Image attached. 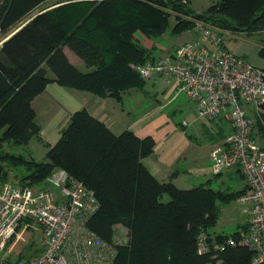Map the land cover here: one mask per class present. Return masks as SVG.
I'll use <instances>...</instances> for the list:
<instances>
[{
  "label": "trees",
  "instance_id": "obj_1",
  "mask_svg": "<svg viewBox=\"0 0 264 264\" xmlns=\"http://www.w3.org/2000/svg\"><path fill=\"white\" fill-rule=\"evenodd\" d=\"M55 1L0 0V185L9 178L5 159L27 166L20 185L42 186L54 170L66 169L97 195L99 208L88 222L92 230L115 243L116 226L128 229V240L115 243V264H252L248 247L227 242L230 237L237 241L246 225L231 234L211 232L220 201L238 197L245 188L225 193L204 185L179 188L172 177L159 180L142 162L154 152L151 136L140 137L131 129L116 134L81 109L70 116L59 139L47 144L44 161L1 152L5 141L27 144L35 136L42 138L33 101L52 82L116 99L131 88H142L146 79L135 66L154 59L155 47L142 44L137 30L149 38L162 36L172 14L141 0ZM180 1L164 4L178 15L189 14ZM200 17L253 35L264 31V0H220ZM192 26L183 22L173 32ZM66 47L92 70L73 63ZM260 55L264 58L263 43ZM253 128L264 147V102ZM165 194L168 201L162 200ZM202 232L210 240L226 242L225 248L200 253Z\"/></svg>",
  "mask_w": 264,
  "mask_h": 264
},
{
  "label": "built area",
  "instance_id": "obj_2",
  "mask_svg": "<svg viewBox=\"0 0 264 264\" xmlns=\"http://www.w3.org/2000/svg\"><path fill=\"white\" fill-rule=\"evenodd\" d=\"M195 25L194 40L135 68L145 79H176V95L191 99L207 124L230 123L231 131L215 132L219 138L209 158L215 174L235 169L244 175L247 186L236 200L250 219L240 238L230 237L227 242L248 247L251 263L264 264V147L246 108L253 105L258 111L264 102V67L231 52L224 44L222 27L204 21ZM98 208L95 191L63 168L54 170L42 186L1 184L0 264H115L120 242L104 240L88 225ZM31 222L41 229L40 254L16 260L1 255ZM226 244L210 240L206 232L198 237L200 253L224 249Z\"/></svg>",
  "mask_w": 264,
  "mask_h": 264
},
{
  "label": "crops",
  "instance_id": "obj_3",
  "mask_svg": "<svg viewBox=\"0 0 264 264\" xmlns=\"http://www.w3.org/2000/svg\"><path fill=\"white\" fill-rule=\"evenodd\" d=\"M140 42L147 47H155L152 43L148 45L146 40L140 39ZM156 50L155 48V55L163 52L157 53ZM71 61L76 64L75 60L71 59ZM172 80L173 78H169L168 82ZM176 88L177 83L174 88L175 95L168 102L178 98ZM128 91L123 93L121 99L104 98L89 91L60 86L54 82L50 83L45 91L33 101L36 120L42 125L41 136L45 139L53 137L57 141L61 129L67 125L70 116L77 110L86 109L105 121L116 134L131 129L140 137H153L156 143L154 152L143 158L142 162L159 180H168L172 177L173 182L183 189L213 184L217 187L213 188L220 189V186L234 181L236 187L233 190L246 188V179L237 170L215 174L210 169L209 156L214 142L218 140V135L231 131L228 121L222 120L217 125L218 135L208 131L206 121L197 117L189 119V121L186 119L185 130L192 127L193 133L188 130L187 132L179 131L177 123L180 121H175L173 115L165 111L157 113L156 109L159 108V105L139 114H133L131 106L124 104V98ZM187 106L190 107V104ZM164 107L166 105L161 106V108ZM39 117L41 121H38Z\"/></svg>",
  "mask_w": 264,
  "mask_h": 264
},
{
  "label": "rangeland",
  "instance_id": "obj_4",
  "mask_svg": "<svg viewBox=\"0 0 264 264\" xmlns=\"http://www.w3.org/2000/svg\"><path fill=\"white\" fill-rule=\"evenodd\" d=\"M78 0H56L54 3L61 2H75ZM144 2L151 3L155 7L168 9L171 11L170 26L163 34L159 37H148L146 34L140 30H137V37L141 40H146V43L150 45L151 43L157 49V53L164 50H174V48L187 41L194 40L196 38L197 30L195 24L197 21H204L211 25L220 26L219 23L215 22L213 19L206 20L200 16L205 14L206 9L212 4L220 0H181L180 3H184L190 9L189 14H179L181 19H178V14L176 11L172 10L169 6L167 7L165 2L170 0H141ZM165 5V6H164ZM183 22H192L193 26L190 30H184L181 33H174L173 26L177 24H182ZM181 27L179 28V30ZM224 34V44L233 53L243 56L248 59L251 63L264 67V58L260 55V49L262 43L264 44V31L255 33L253 35H247L244 33H234L233 30L225 29L222 27ZM67 54L71 59L76 61V65L83 71H90L92 68L88 67L85 62L75 55L69 48L66 47ZM49 75L52 73L49 71ZM168 76H154L152 78L146 79L145 84L142 88L134 87L131 88L124 98V104L130 105L133 114H139L150 109L153 106L159 105L158 107L165 106L161 109H156L157 113H162L163 111L173 115L175 121H180L177 123L179 131L187 130L189 132H194L192 127L185 130V125L187 121L192 118H199L194 102L186 97L185 95H179L178 98H174L172 101L168 102L169 99L173 97L174 88L176 87L177 80L173 79L168 82ZM189 100V101H188ZM183 104V105H182ZM190 104V107L187 105ZM182 106V107H181ZM184 108L186 111H184ZM248 115L254 117L257 109L256 106L247 105L246 106ZM185 118V119H184ZM53 119V116H51ZM41 121V118H38ZM44 124V123H43ZM41 125V124H40ZM190 125V124H189ZM42 126V125H41ZM191 126V125H190ZM206 128L208 131L213 133L216 132L217 126L214 123L207 124ZM60 137V136H59ZM56 142V138L48 137L40 138L38 136L33 137L27 144H17L14 141H5L1 147V152H7L9 155L17 154L23 155L28 160L33 161H44L46 159V153L48 151V143ZM5 168L9 171V178L6 182L17 183L24 174L27 173V166L23 164H13L10 160H2ZM214 173L212 167L210 168ZM228 183V182H227ZM216 187V185H211ZM236 187L235 181L229 182L226 185L220 186L223 192L228 193ZM236 191V190H235ZM170 199L168 194H165L162 198L163 201H168ZM237 197H232L229 200L222 199L219 203V219L217 225L211 229L214 233L231 234L240 229L243 225H246L250 219V214L245 210V206L240 205L237 202ZM115 240L116 242H125L128 238V229L125 226L117 225L115 230ZM41 229L36 222L29 223L28 226H23L17 233L16 237L10 244L9 248L1 253L4 257L11 260H16L21 257H31L40 254L42 246L40 243Z\"/></svg>",
  "mask_w": 264,
  "mask_h": 264
},
{
  "label": "water",
  "instance_id": "obj_5",
  "mask_svg": "<svg viewBox=\"0 0 264 264\" xmlns=\"http://www.w3.org/2000/svg\"><path fill=\"white\" fill-rule=\"evenodd\" d=\"M35 15H36V14H35ZM35 15H33V16H35ZM33 16H32V17H29L28 19H26V20L22 23V25H23V24H26L28 21H30V20L33 18ZM22 25H21V26H22ZM21 26H20V27H21Z\"/></svg>",
  "mask_w": 264,
  "mask_h": 264
}]
</instances>
